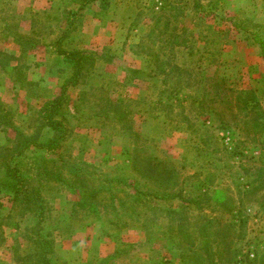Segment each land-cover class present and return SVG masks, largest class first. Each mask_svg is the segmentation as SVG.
I'll use <instances>...</instances> for the list:
<instances>
[{"label":"rangeland","instance_id":"rangeland-1","mask_svg":"<svg viewBox=\"0 0 264 264\" xmlns=\"http://www.w3.org/2000/svg\"><path fill=\"white\" fill-rule=\"evenodd\" d=\"M261 41L264 0H0V163L72 80L60 51L83 52L58 147L11 161L40 188L54 262L264 264V128L237 100L255 91L264 118ZM0 216L17 264L37 218L2 194Z\"/></svg>","mask_w":264,"mask_h":264},{"label":"trees","instance_id":"trees-1","mask_svg":"<svg viewBox=\"0 0 264 264\" xmlns=\"http://www.w3.org/2000/svg\"><path fill=\"white\" fill-rule=\"evenodd\" d=\"M261 42L263 47L264 58V41ZM60 52L65 56L66 61L69 62L76 69L75 73L73 74V81L67 79L65 83L61 86V92L57 94L53 99L46 101L43 106L38 111H36V118L34 122L36 124L38 123V125L33 133L25 134L21 131H18V128H16V138L13 146L10 147L9 150V153L11 154H9L11 160H9L8 158V160H5L0 163V167L5 170V176L0 178V194L7 198V200L11 203L12 209L15 210L18 214L25 215L28 213L37 218L36 233H34V235L32 236L30 235L29 237V250L17 253V256L16 252L14 254L15 261L17 262V264H59L57 262H54L51 258V254L53 253L55 245L54 239L48 236L46 233L42 232L43 227H41V224L45 219V206L43 204L40 188L29 187L27 184V178L24 176V174L22 173V169L20 168V164L16 161V163L12 165L11 161L19 158L20 156H23L32 147L40 149L41 152L50 154L52 150H55V148L58 147L56 146L59 143V140L57 139L58 136L64 134V131L67 129V127H64L63 122L65 120L63 108L65 106V101H67L68 99V96L66 95V90L69 85H75L76 82L80 79L79 77L82 72V66L84 65V61L83 52L81 51L71 50ZM254 93L255 91H248L243 94L240 93L237 96V100H241V102L247 106L249 105V101L251 102L250 110L254 114L258 115V118L261 115L260 120L254 123H258L259 128L263 129L264 118L262 112L260 111L259 103L257 102L256 95ZM244 94L245 97L242 98ZM6 123L7 122L5 115L0 112V126L5 125ZM45 128H48L58 134L41 141V131ZM1 157L3 158V160L5 159V156ZM140 194L145 196H153L155 198H162L158 197V195H156L155 193L140 192ZM229 200L231 202L230 198ZM231 211L232 213L235 211V207L232 205V203L228 205L227 212ZM241 211H235L240 215L238 216L236 215V213H234L236 221L231 224L232 226H238L240 231L243 232L245 229L247 218L240 213ZM3 224V218L0 216V239L3 235V231H1V226H3ZM30 230V228L26 229L27 234H29ZM146 232L149 236L148 230ZM180 233L183 239L187 240L190 238H188L189 234L184 232V228L182 226L179 227L178 234ZM204 242L205 241H203V243ZM122 245L123 244H120V242L117 243L116 249L112 254L113 256H116L120 253V246ZM153 251L155 250L153 249ZM156 255L154 258H152L150 264H169V262L166 263V259L159 258ZM194 258L198 259L196 256ZM106 260H97V262H89L85 264H105Z\"/></svg>","mask_w":264,"mask_h":264},{"label":"crops","instance_id":"crops-1","mask_svg":"<svg viewBox=\"0 0 264 264\" xmlns=\"http://www.w3.org/2000/svg\"><path fill=\"white\" fill-rule=\"evenodd\" d=\"M93 254V253H92Z\"/></svg>","mask_w":264,"mask_h":264}]
</instances>
